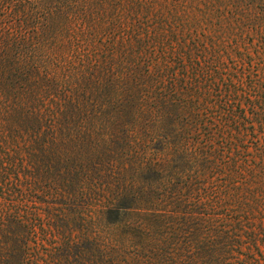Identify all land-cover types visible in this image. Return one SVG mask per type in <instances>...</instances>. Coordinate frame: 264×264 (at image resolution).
I'll return each instance as SVG.
<instances>
[{
  "label": "trees",
  "instance_id": "16d2710c",
  "mask_svg": "<svg viewBox=\"0 0 264 264\" xmlns=\"http://www.w3.org/2000/svg\"><path fill=\"white\" fill-rule=\"evenodd\" d=\"M235 3L0 0V264H264V0Z\"/></svg>",
  "mask_w": 264,
  "mask_h": 264
},
{
  "label": "rangeland",
  "instance_id": "374dc122",
  "mask_svg": "<svg viewBox=\"0 0 264 264\" xmlns=\"http://www.w3.org/2000/svg\"><path fill=\"white\" fill-rule=\"evenodd\" d=\"M235 2H237V0H232L233 4H237ZM213 15L214 14H212L211 16ZM227 16L230 19L219 18L217 20L215 19L214 16L213 19L207 23V28L204 31V33H202L203 40H204V36H206L205 44L207 43L208 46L207 50H208L209 59L213 60L214 52H216L217 55L220 57V63L223 64L226 68L225 74L227 73V71L228 73H230L232 69H236L237 50L240 49L241 51H244L246 49V48L237 47V45L243 44L242 42H240L242 40L239 39V34H238L239 31L237 30V14H234L233 18L231 14ZM254 35L255 34L253 32L248 34L245 38L246 41L245 44L256 45L261 41L260 40L261 38H259L257 35L256 36ZM258 49L260 48H250L252 53L256 52V50Z\"/></svg>",
  "mask_w": 264,
  "mask_h": 264
}]
</instances>
